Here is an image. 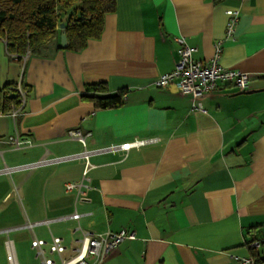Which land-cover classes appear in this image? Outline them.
<instances>
[{
	"label": "crops",
	"instance_id": "crops-1",
	"mask_svg": "<svg viewBox=\"0 0 264 264\" xmlns=\"http://www.w3.org/2000/svg\"><path fill=\"white\" fill-rule=\"evenodd\" d=\"M228 9L239 12L232 39ZM177 36L201 60L221 42V64L248 73L247 88L220 83L194 108L176 82L158 87L174 68ZM60 42L22 67L0 38V89L21 80L27 92L15 118L0 105L5 264L7 236L39 264L33 237H60L69 256L84 232L122 229L133 237L100 264H237L236 256L262 255L264 247L253 252L248 242L264 239V0H116L98 38L80 51ZM92 82L124 90L123 104L100 108L83 98ZM73 129L84 144L68 136ZM16 135L31 144L15 148ZM66 183L82 184L67 191ZM43 219L51 221L25 225Z\"/></svg>",
	"mask_w": 264,
	"mask_h": 264
},
{
	"label": "built area",
	"instance_id": "built-area-1",
	"mask_svg": "<svg viewBox=\"0 0 264 264\" xmlns=\"http://www.w3.org/2000/svg\"><path fill=\"white\" fill-rule=\"evenodd\" d=\"M228 21L226 24L225 39H232L234 37L235 25L239 18L237 10H226ZM177 43V59L172 71L160 75L155 84L158 87H166L176 82L183 94L190 95L194 101L193 107H199L196 99L211 93L219 88L220 83H229L236 86L239 90H245L248 86L249 75L246 72L226 67L221 64V50L222 43L216 42L214 44V52L212 57L208 60H201L194 57L195 48L189 45L183 36L175 37ZM13 57V56H12ZM29 57L26 52L21 57L20 63L22 67ZM17 95L18 104L13 105L9 114L15 118L22 111L26 101V89L23 87L21 80H19L13 88ZM68 136L81 141L84 144L85 136L78 129L68 131ZM10 141L15 148L27 146L31 144L30 140L20 139L17 135L10 137ZM155 139H135L131 142H125L118 145L124 151H128L133 147H142L154 142ZM115 148V147H114ZM91 151L84 148L79 154L85 160L83 169V178H85L91 163L89 162V155ZM82 183H66L65 189L67 191L81 186ZM71 217L78 220L79 214L74 212ZM50 219H43L35 222H27L25 225L31 229L34 225L44 224L48 225ZM8 229H5L7 232ZM133 235L128 233L125 229L118 232L107 233H89L84 232L82 237L78 240V245L72 250V254L65 256L66 247L62 243V239L57 236H51L50 242L33 237L31 240V247L35 251L36 257L39 259V264H100L102 259L118 247V245L126 238H131ZM264 239L255 238L248 242L251 249H259L262 247ZM47 245V248L45 246ZM6 246V264H19L16 254L15 246L7 236L5 241ZM89 256L94 257V261L88 260ZM237 264H257L255 258L251 256H236Z\"/></svg>",
	"mask_w": 264,
	"mask_h": 264
},
{
	"label": "trees",
	"instance_id": "trees-1",
	"mask_svg": "<svg viewBox=\"0 0 264 264\" xmlns=\"http://www.w3.org/2000/svg\"><path fill=\"white\" fill-rule=\"evenodd\" d=\"M115 9L116 0H0V38L12 59L18 62L26 52L29 56L42 55L46 46L60 37V23L66 17L67 45L62 48L80 51L89 39L101 35L105 15ZM14 87L15 83L0 89V105L5 112H10L11 107L18 104L17 96H9L14 93ZM124 96V90L109 93L103 82L86 84L82 94L100 108L119 107ZM252 255L257 264L264 263L260 253Z\"/></svg>",
	"mask_w": 264,
	"mask_h": 264
},
{
	"label": "rangeland",
	"instance_id": "rangeland-1",
	"mask_svg": "<svg viewBox=\"0 0 264 264\" xmlns=\"http://www.w3.org/2000/svg\"><path fill=\"white\" fill-rule=\"evenodd\" d=\"M2 219L3 217L2 215H0V220ZM9 222H10L9 219H7V223ZM3 224H4L3 222H0V230L4 227H7V226H4ZM22 233L24 232H16V233L12 232L11 237H14L15 239H17L20 235H22ZM3 238H4V234L0 233V264H5L4 251H3V247L1 246ZM16 250H17V255H18L20 264H35L32 258L33 254L25 243H22V244L17 243Z\"/></svg>",
	"mask_w": 264,
	"mask_h": 264
},
{
	"label": "water",
	"instance_id": "water-1",
	"mask_svg": "<svg viewBox=\"0 0 264 264\" xmlns=\"http://www.w3.org/2000/svg\"><path fill=\"white\" fill-rule=\"evenodd\" d=\"M65 21H66V17H64L62 22L60 23V28L62 29V32L60 35V39H61L60 44L62 47H65L67 45V38H66L65 31H64ZM9 96L13 98V97H16L17 95L15 93H12ZM261 260L264 261V254L261 255Z\"/></svg>",
	"mask_w": 264,
	"mask_h": 264
}]
</instances>
